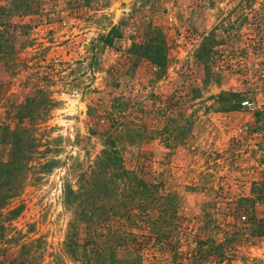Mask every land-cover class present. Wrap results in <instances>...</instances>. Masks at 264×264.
I'll list each match as a JSON object with an SVG mask.
<instances>
[{"label": "rangeland", "instance_id": "374dc122", "mask_svg": "<svg viewBox=\"0 0 264 264\" xmlns=\"http://www.w3.org/2000/svg\"><path fill=\"white\" fill-rule=\"evenodd\" d=\"M38 3L36 15L9 20L27 25L8 29L27 44L15 66L0 62V126L8 127L0 130V161H9L17 127L29 153L8 167L20 178L0 212V249L23 245L25 264H80L62 248L72 216L62 191L76 190L105 147L111 100L122 97L128 105L118 120L128 127L113 146L126 168L156 184L147 219L158 236L115 219L106 239L115 246L93 256L95 264H196L194 248L212 252L219 243L220 258L197 264H264V235L249 224L254 214L264 219V0ZM111 28L116 37L106 46L100 36ZM149 28L163 39L160 72L141 49L127 53ZM134 125L146 128L140 141ZM13 208L17 215L6 219ZM132 235H145L137 250Z\"/></svg>", "mask_w": 264, "mask_h": 264}, {"label": "trees", "instance_id": "16d2710c", "mask_svg": "<svg viewBox=\"0 0 264 264\" xmlns=\"http://www.w3.org/2000/svg\"><path fill=\"white\" fill-rule=\"evenodd\" d=\"M38 4V0H0V62L6 63L5 59H10L12 65L15 66L19 47L27 44L26 38L12 30L22 29L27 25L11 26L9 20L12 17L21 19L36 15L39 9ZM9 27L12 28L10 29L12 31L8 30ZM114 37H116V32L114 28H111L106 35L100 36V39L106 46H111ZM145 37L143 43L131 45L127 53L130 54L132 50L141 49L138 52L139 56L147 59L157 68V72H160L166 62L161 33L156 28H149ZM158 38L160 41H157ZM32 100L29 99L25 103H30ZM25 105L20 108L22 109ZM127 105V100L122 97L111 100L110 112L107 115L109 125L107 130L101 134L105 141V147L94 157L90 168L78 176L76 190L65 187L62 191L63 203L72 209L71 220L66 226L62 248L66 254L71 255L74 262L80 264H92L90 262L95 264L92 259L93 256L98 257L105 248H114L115 244L106 242V239L116 232L115 219L128 221L133 219L134 222H140L138 227L142 225V228H145L143 230H149V235L153 234L155 238L158 236L155 223L147 219L153 210L151 204L155 203L152 194L155 192L156 184L143 179L136 169L126 168L119 150L113 146L118 134L124 129L127 130V122L121 123L118 120L119 116L127 110ZM20 108L17 113L18 117L21 116L19 115ZM134 126V131L138 134L140 141L146 132V128L143 125ZM0 130L8 131V127L0 126ZM23 131L25 128L17 127V129L11 130V135H14L15 139L9 143L11 146L10 159L4 163L0 161V212L6 209L9 201L16 196L17 185L15 182L17 178H20L19 173L15 172L19 169L18 167H13L14 172L12 169L10 172L8 167L18 165L19 160L23 161V159L28 158V150H23L24 143L18 136L19 132ZM16 151L23 152L20 158L15 156ZM21 166L23 167V164ZM14 176L16 177L12 180ZM18 209L7 210L6 219L14 218L19 211ZM234 210L233 208L232 212H235ZM131 211H134V214H131ZM240 218L241 215L238 216L239 221ZM252 218L249 224L256 225L257 230L261 232L260 234L264 235V219L262 217L260 219L256 214ZM240 222H244V220ZM0 229H2L1 225ZM131 238L130 243L133 247L136 245L137 250L140 243H137L136 238L142 240L145 239V235H132ZM171 239L173 240V237ZM171 239L165 244V246L170 247L169 250H172L173 245ZM222 246L224 243L208 247L212 252L202 251L200 247H196L192 253V259H195L197 264V260L203 258L206 260L209 254L220 258ZM22 248L23 245L17 250L0 249V264H25L23 260L18 258ZM176 255V250H172L171 259L173 261Z\"/></svg>", "mask_w": 264, "mask_h": 264}, {"label": "built area", "instance_id": "2783aa9c", "mask_svg": "<svg viewBox=\"0 0 264 264\" xmlns=\"http://www.w3.org/2000/svg\"><path fill=\"white\" fill-rule=\"evenodd\" d=\"M242 107H247L248 106V103L247 102H244V103H241L240 104Z\"/></svg>", "mask_w": 264, "mask_h": 264}]
</instances>
